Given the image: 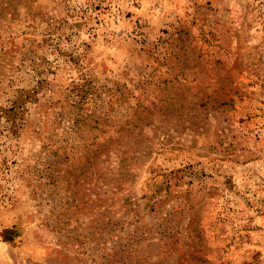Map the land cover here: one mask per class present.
Wrapping results in <instances>:
<instances>
[{
	"label": "rangeland",
	"instance_id": "obj_1",
	"mask_svg": "<svg viewBox=\"0 0 264 264\" xmlns=\"http://www.w3.org/2000/svg\"><path fill=\"white\" fill-rule=\"evenodd\" d=\"M0 264H264V0H0Z\"/></svg>",
	"mask_w": 264,
	"mask_h": 264
}]
</instances>
